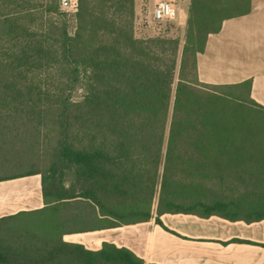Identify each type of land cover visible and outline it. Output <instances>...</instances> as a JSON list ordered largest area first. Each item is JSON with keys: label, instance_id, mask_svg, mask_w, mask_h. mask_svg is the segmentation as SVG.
<instances>
[{"label": "trees", "instance_id": "16d2710c", "mask_svg": "<svg viewBox=\"0 0 264 264\" xmlns=\"http://www.w3.org/2000/svg\"><path fill=\"white\" fill-rule=\"evenodd\" d=\"M33 1L0 0V119L37 118L39 124L48 117L62 120L58 159L73 168L76 191L47 184L39 172L44 195L86 198L98 211L113 218L139 214L147 217L155 196L159 212L192 210L166 208L171 200L184 196L191 200L194 188L197 190L190 183L173 180L167 174L168 167L180 171L187 162L197 176L204 174V179H209L218 177L234 159L243 158L230 155L231 148L200 146L208 138L201 131L202 118L212 115L214 101L239 96L199 82L195 57L203 51L207 35L217 32L223 19L250 11L251 0H247L244 10L220 17L216 27L208 29L199 41H188L192 46L196 44L192 49L195 78L181 77L177 83L165 145L178 41L134 37V0H79L72 36L63 13L57 37L52 27L48 33L39 34L34 23H25L24 18L36 9ZM238 1L243 0H231ZM224 3L191 0L189 26H200L193 23L197 15L219 13ZM188 43L183 48L181 65ZM49 67L56 68L64 80L58 91L34 81L35 70ZM242 86L247 92L248 82L220 87ZM71 90L80 93L72 97ZM246 99L251 101L247 95ZM218 127L223 133L231 132L229 121L221 119ZM188 134L197 146L181 151L174 145V138ZM185 153L188 158L184 161ZM145 204L148 210L142 213Z\"/></svg>", "mask_w": 264, "mask_h": 264}, {"label": "crops", "instance_id": "0c3cea01", "mask_svg": "<svg viewBox=\"0 0 264 264\" xmlns=\"http://www.w3.org/2000/svg\"><path fill=\"white\" fill-rule=\"evenodd\" d=\"M195 66L204 84L248 82L247 97L264 107V0L223 19ZM230 152L243 158L190 183L192 210L159 212L153 202L147 217L113 218L89 199L44 195L37 169L0 176V264H264V150Z\"/></svg>", "mask_w": 264, "mask_h": 264}, {"label": "rangeland", "instance_id": "374dc122", "mask_svg": "<svg viewBox=\"0 0 264 264\" xmlns=\"http://www.w3.org/2000/svg\"><path fill=\"white\" fill-rule=\"evenodd\" d=\"M224 1L226 3L223 4L224 9L221 12H216L207 17L197 15L193 23H201V25L192 24L189 26L191 0H174L178 7V16L174 20L161 23L154 22L151 18V0H134V15L132 19L134 37L140 39L169 38L178 41V53L174 70L167 127L164 135V145L168 139L172 104L177 83L181 77L188 80H194L195 78L192 49L196 47V44L192 46L188 41H199L208 29L216 27L220 17L238 13L247 7V0H243L242 2ZM33 3L36 4V9L25 15V23H34L33 25L38 28L39 34L48 33V29L52 27V32L57 37L61 31L60 23H62L57 0H34ZM65 19L68 21V34L72 36L75 31L74 26L77 22L73 23L69 17H65ZM187 43L189 49L184 54L185 63L181 65L183 48ZM33 74L35 82H40L43 87H47L52 91H58L63 86L62 83L64 80L60 72L54 67L43 70L37 69ZM210 90L212 89H208L207 91ZM214 90L226 94L236 93L239 98H234L231 95V98L214 101L215 108L214 110L211 108L213 110L212 115L202 118L203 129L201 128V131L208 138L200 146L227 147L231 148V151L239 147L241 149L264 150V109L257 107L254 103L246 99V87L242 86L239 89H232L219 86L215 87ZM71 91H73V93L71 92L72 97L73 95L76 97L80 93L79 90ZM203 91L206 92V90ZM204 101L210 108L211 104H209V101L207 102V99H204ZM221 119L229 121L231 127L230 133H223L222 129L218 127ZM11 121L16 122L11 123ZM61 121L57 119L54 121L53 118L48 117L39 124V119L37 118L32 121L26 118L18 120L1 118L0 176L37 169L39 172H42L47 184L63 185V187H68L74 193L77 183L74 170L67 161L61 162L58 159L57 149L61 140ZM186 132L191 133L192 131L188 130ZM191 134H188V136L185 135L182 139L174 138V145L178 146L177 148H180L181 151L197 146V144L193 146ZM184 156H186L185 161L188 157L186 153ZM216 171L214 169V174L217 173ZM159 173H162V168L159 170ZM167 174L175 181H183L186 183H194L197 178L201 179L205 177L204 174L197 176L198 172L196 173L193 167L188 166L187 162H185L180 171L175 170L171 166L168 167ZM212 177L216 178L214 176ZM194 190L196 191L195 188ZM153 202H157L156 196ZM194 206V203L189 200V197L184 196L183 198L171 200L166 205V208H193ZM262 206L264 207V205ZM147 208L148 206L146 204L142 206V213L146 212L148 210ZM142 216L144 215H127L123 218ZM71 224L79 225L82 222L75 220Z\"/></svg>", "mask_w": 264, "mask_h": 264}, {"label": "built area", "instance_id": "2783aa9c", "mask_svg": "<svg viewBox=\"0 0 264 264\" xmlns=\"http://www.w3.org/2000/svg\"><path fill=\"white\" fill-rule=\"evenodd\" d=\"M151 4V18L154 22H167L176 19L178 16V9L174 0H151ZM57 5L65 17H69L73 23H76L79 0H57Z\"/></svg>", "mask_w": 264, "mask_h": 264}]
</instances>
